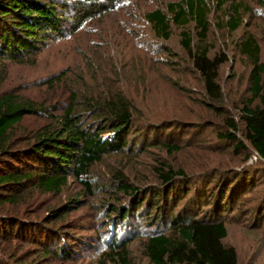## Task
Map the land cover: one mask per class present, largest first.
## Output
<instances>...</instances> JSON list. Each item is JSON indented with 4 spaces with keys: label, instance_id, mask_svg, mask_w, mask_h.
<instances>
[{
    "label": "rangeland",
    "instance_id": "rangeland-1",
    "mask_svg": "<svg viewBox=\"0 0 264 264\" xmlns=\"http://www.w3.org/2000/svg\"><path fill=\"white\" fill-rule=\"evenodd\" d=\"M171 1L175 0H115L109 11L99 12L63 37L47 40L36 55L1 61L0 94L25 96L43 109L27 115L10 134L16 146L27 144L40 130L56 124L70 106L83 116L84 123H90L95 118L89 111L92 104L115 97L126 98L137 121L148 127H144L147 139L142 148L138 147L141 140L135 138L133 151L105 154L91 167L86 175L91 190L83 183L86 176L69 174L61 192L37 190L25 193L22 204L6 203L0 211L23 225L21 234L14 233L6 243L4 257L23 254L29 262L36 259L35 264H99L101 258L108 264H152L147 242L154 234L169 233L167 213L153 207L147 210L148 219L137 213L121 221L119 209L128 207L133 197L119 190L116 175L146 189L160 183L157 168L163 164L165 169L160 170L181 169L196 177L191 180L198 187L207 188L216 169L244 163L245 153L236 154L219 140L228 130L226 119L240 124L241 109L251 97V66L238 51V40L253 33L264 58V0H237L244 3V21L236 31L226 25L228 5L219 8L208 0L210 31L202 43L210 47L211 57L220 53L229 57L219 71L218 83L224 92L223 100L216 104L219 110L208 104L204 80L181 43L183 30L191 33L194 48L201 43L195 23L185 28L173 25L166 38L146 18L149 11L166 10ZM153 124L163 127L158 135ZM170 129L180 151L170 154L162 144L147 146L152 137L165 142ZM248 151L252 152L250 146ZM252 162H258L254 153L247 163ZM192 191L197 194L198 190ZM263 194L264 178L237 208L223 215L228 228L224 242L237 249L240 264H264ZM71 201L76 203L66 208ZM182 205L180 201L172 214ZM53 210L57 213L50 217ZM31 225L36 229L29 230ZM46 232L54 235L48 237ZM114 238L127 243L125 259L107 255ZM46 245L56 250L64 247L71 253L63 254L60 249L58 255L50 253L40 260L36 255Z\"/></svg>",
    "mask_w": 264,
    "mask_h": 264
},
{
    "label": "trees",
    "instance_id": "trees-1",
    "mask_svg": "<svg viewBox=\"0 0 264 264\" xmlns=\"http://www.w3.org/2000/svg\"><path fill=\"white\" fill-rule=\"evenodd\" d=\"M212 1L219 8L228 5L230 13L226 25L231 31L238 30L244 21L241 16L244 3ZM114 5L115 0H0V65L5 59L17 61L36 55L47 40L65 36L80 23L99 12L109 11ZM208 5V0H175L168 3L166 10L149 11L146 18L154 31L166 38L170 37L173 25L185 28L191 22L195 23L201 43L194 48L192 35L187 30L181 33V43L204 80L208 104L219 110L216 104L224 98L218 83L219 71L229 57L226 53L211 57L210 47L202 43L210 31ZM237 49L251 66V97L241 109L240 124L234 119H226L228 130L221 134L219 141L227 143L236 154L245 153L244 163L238 167L216 169L207 188L198 187L197 182L191 180L196 177L186 175L181 169L160 170L165 169L163 164L157 168L160 183L146 189L131 185L121 175H116L121 183L119 190L133 197L128 207L119 209L121 221L137 213L144 214L145 218L147 215L148 219L151 215L147 210L153 207L167 213L169 233L154 234L147 242L152 264H240L237 249L224 242L228 228L223 215L237 208L246 194L264 178V58L262 46L253 33L240 38ZM42 110L25 96L0 94V210L6 203L22 204L27 192H61L69 174L78 178L88 176L91 167L103 155L133 151L135 138L141 140L138 147L142 148L147 139L143 134L147 126L137 121L129 101L115 97L92 104L89 111H93L95 118L90 123H84L83 116L75 114L70 106L56 124L40 130L32 141L23 146L12 144L9 136L15 128L27 115ZM153 127L157 135L163 128L154 124ZM171 130L165 142L152 137L149 140L153 142L147 146L162 144L170 154L180 151L181 146ZM249 146L251 153H248ZM253 153L258 162L247 163ZM87 176L83 183L91 190ZM195 189L197 194L192 191ZM260 200V208L264 211V194ZM180 201L183 205L173 215ZM72 203L76 201L65 205L66 208ZM204 206L209 207L202 211ZM56 213V210L51 211L50 217ZM260 217L264 219V212ZM22 225L19 219L0 211V264H35L36 259L29 262L23 254L19 258L16 253L3 256L6 243L14 233L21 234ZM29 228L35 230L36 226ZM46 235L52 237L54 234L46 232ZM126 245L125 241L114 238L107 255L125 259ZM60 249L46 245L36 256L42 260L50 253L58 255ZM63 249V254L71 253L70 249ZM99 264L108 262L101 258Z\"/></svg>",
    "mask_w": 264,
    "mask_h": 264
}]
</instances>
